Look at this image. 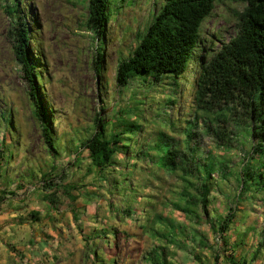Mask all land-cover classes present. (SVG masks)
Wrapping results in <instances>:
<instances>
[{
    "label": "rangeland",
    "instance_id": "374dc122",
    "mask_svg": "<svg viewBox=\"0 0 264 264\" xmlns=\"http://www.w3.org/2000/svg\"><path fill=\"white\" fill-rule=\"evenodd\" d=\"M14 1L0 0V257L6 254L8 264H107L106 255H110L114 264H146L148 250L164 241L146 229L144 218L153 209L172 220L174 226H167V232L176 264H200L201 260L209 264L215 253L223 264L232 252L210 223L217 224L232 207V224L226 232L232 254L242 255L249 264H264V248L253 259L264 240V185L255 181L242 187L236 178L249 165L263 171L264 156L246 159L252 143L237 125L239 114L230 121V128L238 133L234 146L218 147L204 131L207 113L197 110L190 92L201 56L209 59L235 35L237 14L245 3H215L200 26L188 68L178 78L166 74L159 83H152L150 77L137 74L120 86L116 82L119 61L131 54L138 35L165 0H110V19L101 38L85 28L87 0H19L29 26L27 51L36 65L42 85L39 94L48 109L57 148L52 154L40 120L33 114L28 85L7 34L15 18L5 6ZM98 117L112 124H124V118L138 124L127 155L135 150L140 155L148 153L161 131L173 132L176 144L184 149L185 134L179 129L197 117L196 137L190 143L196 144L195 156L210 151L228 163L224 173L212 175L207 212L200 208L199 219H190L174 209L170 200L180 198L177 179L151 161L139 158L134 175L123 180L119 172L128 168H123V156H115L119 172L105 180L97 178L93 169H87V152L80 142L93 132ZM46 171L52 173L44 180L41 173ZM74 183L79 188L70 192L80 195L72 201L64 186ZM126 200L132 206L128 215ZM93 232L98 236L92 241ZM95 251L104 255L105 263L93 262Z\"/></svg>",
    "mask_w": 264,
    "mask_h": 264
},
{
    "label": "trees",
    "instance_id": "16d2710c",
    "mask_svg": "<svg viewBox=\"0 0 264 264\" xmlns=\"http://www.w3.org/2000/svg\"><path fill=\"white\" fill-rule=\"evenodd\" d=\"M87 1L88 14L84 23L85 28L97 38H101L105 35L106 24L110 19V0ZM221 1L224 0H165L145 28V32L138 35L137 44L131 54L119 61L116 71L117 84L124 86L137 74L150 77L152 83H159L163 77H167L166 74H173L174 78L184 74L193 57L203 20L211 13L215 3ZM233 1L245 3L237 14L235 35L223 42L209 59L202 60L201 56L199 71L190 92L197 110L207 113L208 122L204 124V131L213 137L218 147L230 149L234 146V139L237 138L238 133L230 128V121L234 116L240 115H238L240 124L237 125L252 143L251 152L245 154L246 159L253 161L264 156V0ZM5 10L15 18L7 34L12 43L15 60L20 64L22 77L28 85L33 114L40 120L44 141L50 148L49 151L52 154L57 153L49 125V112L39 94L42 85L36 72V65L31 61L27 51L30 39L29 26L22 16L19 0L6 5ZM101 56L98 52L97 59L99 60ZM124 120V124L105 122L102 117L95 120L93 132L80 142L82 149L87 152V169H93L97 178L105 180L108 175L119 172L116 167L120 162L114 157L120 155L124 157L123 168L127 167L128 170L120 171L119 177L127 180L134 175V168L139 158L147 162L151 161L158 170L169 172L177 179L180 198L170 200L174 209L181 211L187 218L199 219L200 208L207 212L212 175L224 173L228 163L210 151L204 156H195L196 144L190 146V143L196 137L193 128L197 117L190 121L192 124L179 129V132L185 134L182 142L184 149L179 142L178 145L176 144L173 132L161 131L155 142L146 150L148 153L141 155V151L138 150L132 151L130 155L126 154L138 124L129 118ZM126 139H129V142H126ZM261 165L264 166V162ZM53 167L51 166L52 169ZM51 173V171L42 172L41 177L47 180ZM257 177L261 181H258ZM236 178L241 180L242 187L255 181L264 185V170L249 165L245 170L238 172ZM64 187L72 201L79 197L80 193L70 192L71 189H78L79 185L74 183ZM47 198H50V194ZM126 201L130 202V200ZM131 207L130 202L126 208L127 215ZM233 209L231 207L222 220H217V224L214 221L210 223L213 233L221 234L222 243L227 245L232 253L233 246L226 232L232 224ZM145 210L144 208L143 212ZM151 212H148L149 214L144 218L146 229L150 230L151 236H159L164 238V241H158L157 245L148 250L145 255L146 264H176L172 260L176 252L169 250L172 239L168 238L167 232V226H174L170 224L172 220L160 212ZM97 236L98 234L93 232L92 239L88 237L86 240L93 241ZM239 242L243 245V239ZM233 243H237L236 240ZM262 248H264V240L257 245L253 259L259 256ZM232 253L226 254L223 264H249L242 255L236 257ZM106 256L108 258L106 263L114 264V258L110 255ZM92 257L93 262L105 263L104 255L99 254L98 251L92 253ZM194 257L200 259L197 254ZM218 260L219 255L215 253L208 261L209 264H219ZM200 264L205 263L201 260Z\"/></svg>",
    "mask_w": 264,
    "mask_h": 264
},
{
    "label": "crops",
    "instance_id": "0c3cea01",
    "mask_svg": "<svg viewBox=\"0 0 264 264\" xmlns=\"http://www.w3.org/2000/svg\"><path fill=\"white\" fill-rule=\"evenodd\" d=\"M3 230H5V228H3ZM6 257V254L0 257V264H8V260L6 259Z\"/></svg>",
    "mask_w": 264,
    "mask_h": 264
}]
</instances>
